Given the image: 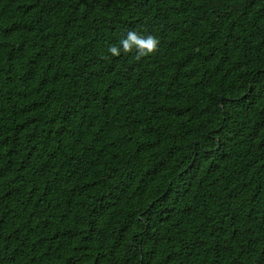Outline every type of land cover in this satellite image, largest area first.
I'll list each match as a JSON object with an SVG mask.
<instances>
[{"label": "trees", "instance_id": "1", "mask_svg": "<svg viewBox=\"0 0 264 264\" xmlns=\"http://www.w3.org/2000/svg\"><path fill=\"white\" fill-rule=\"evenodd\" d=\"M0 264H264V0H0Z\"/></svg>", "mask_w": 264, "mask_h": 264}, {"label": "clouds", "instance_id": "2", "mask_svg": "<svg viewBox=\"0 0 264 264\" xmlns=\"http://www.w3.org/2000/svg\"><path fill=\"white\" fill-rule=\"evenodd\" d=\"M158 39L153 35H141L135 31H128L126 36L119 41L118 46H110L108 52L112 56H119L121 51L131 52L136 50L137 59L156 51Z\"/></svg>", "mask_w": 264, "mask_h": 264}]
</instances>
